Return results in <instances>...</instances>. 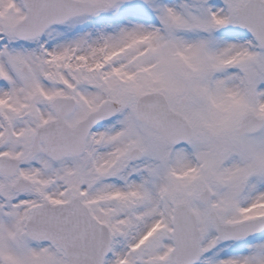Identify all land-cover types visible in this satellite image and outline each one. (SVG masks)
<instances>
[{"label": "snow or ice", "instance_id": "1", "mask_svg": "<svg viewBox=\"0 0 264 264\" xmlns=\"http://www.w3.org/2000/svg\"><path fill=\"white\" fill-rule=\"evenodd\" d=\"M0 264H264V0H0Z\"/></svg>", "mask_w": 264, "mask_h": 264}]
</instances>
